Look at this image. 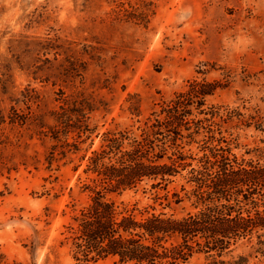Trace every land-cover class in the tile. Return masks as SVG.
I'll return each mask as SVG.
<instances>
[{
    "label": "rangeland",
    "instance_id": "obj_1",
    "mask_svg": "<svg viewBox=\"0 0 264 264\" xmlns=\"http://www.w3.org/2000/svg\"><path fill=\"white\" fill-rule=\"evenodd\" d=\"M191 82L215 86L205 106L219 109L221 145L264 166V0H0V264H84L67 227L90 203L88 158L104 133L138 136ZM182 135L200 157L203 138ZM188 170L168 200L148 185L109 199L194 214L187 200L165 207L189 190ZM255 254L240 245L224 259L264 264Z\"/></svg>",
    "mask_w": 264,
    "mask_h": 264
},
{
    "label": "trees",
    "instance_id": "obj_2",
    "mask_svg": "<svg viewBox=\"0 0 264 264\" xmlns=\"http://www.w3.org/2000/svg\"><path fill=\"white\" fill-rule=\"evenodd\" d=\"M214 89L191 82L138 136L103 134L88 158L90 203L67 227L76 261L91 264L111 257L112 264H188L201 254L206 264H250L248 256L224 259L240 245L264 257V211L259 210L264 207V166L239 159L221 145L219 109L205 106ZM182 131L191 143L201 142L200 157L184 152L189 144L181 141ZM198 136L203 139L196 142ZM188 168L183 179L189 190L182 185L183 196L172 193L165 207L187 200L198 209L194 214L176 218L145 209L134 214L109 199L148 185L165 191L168 200L169 185ZM160 199L156 194L154 200Z\"/></svg>",
    "mask_w": 264,
    "mask_h": 264
}]
</instances>
